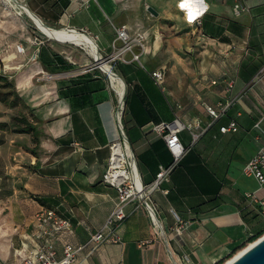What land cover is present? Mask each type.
<instances>
[{"label": "crops", "instance_id": "0c3cea01", "mask_svg": "<svg viewBox=\"0 0 264 264\" xmlns=\"http://www.w3.org/2000/svg\"><path fill=\"white\" fill-rule=\"evenodd\" d=\"M19 1L43 24L91 37L108 58L125 85L121 123L144 183L173 162L154 124L198 120L200 135L193 142L189 130L180 132L185 153L150 193L162 232L143 204L132 202L115 226L120 242L90 243L117 200L116 189L102 181L109 145L121 138L115 89L90 52L78 49L84 46L48 37L34 45L43 33L27 15L16 17L14 30L0 25V73L33 117L36 136L33 144V134L19 130L10 141L37 150L17 143L19 155L7 163L17 186L0 209V264L27 256L21 241L42 206L68 216L73 226L66 239L86 245L75 264H215L264 228L244 197L258 183L242 172L264 144V0ZM237 4L244 9L235 11ZM196 17L201 24L192 26ZM121 24L140 38L132 51L121 49ZM155 69L164 73L161 83L151 75ZM226 101L213 118L207 107L218 110ZM230 120L237 130L220 132Z\"/></svg>", "mask_w": 264, "mask_h": 264}, {"label": "built area", "instance_id": "2783aa9c", "mask_svg": "<svg viewBox=\"0 0 264 264\" xmlns=\"http://www.w3.org/2000/svg\"><path fill=\"white\" fill-rule=\"evenodd\" d=\"M244 7L237 4L235 11L243 10ZM190 24L199 26L201 21L199 17L194 18ZM73 30V29H70ZM117 39L121 41V49L123 51H132L133 40L139 42L140 38H132L129 36L125 24H121L116 28ZM42 40L34 38L33 43L39 45ZM113 47L115 44L113 43ZM132 57L138 59L139 53H133ZM100 60L107 62L108 58L100 54ZM95 61V59H94ZM110 71L112 72L111 68ZM163 71L155 69L151 72L153 79L157 83H161L163 79ZM213 83L216 81H212ZM233 86V80L226 81V91H230ZM115 93L117 94L116 90ZM125 94V93H124ZM118 96V95H117ZM124 96V95H123ZM118 97V105L116 109V119L120 131L121 138L113 141L109 145V157L106 169L102 174V181L117 191V200L106 220L105 224L95 232L90 234V243L100 244L104 241L120 242L121 237L115 230L121 221L127 215L126 207L132 202H140L148 211L153 225L158 232H162L160 223L155 217L154 208L150 201V193L158 187L162 180H168L171 170L185 153V146L181 142L180 132L184 129L189 130L191 138L194 141L199 137L200 132L199 121L194 120L191 123L182 122L178 117L170 122L161 121L153 125V129L162 134L166 145L173 156V162L168 166H160L154 179L150 183H144L139 174L136 159L132 149L126 146L127 138L123 131L121 118L124 110V97ZM218 110L207 107V110L213 118H219L230 102L219 104ZM120 113V116L118 115ZM237 123L230 120L227 125L219 127L220 132L236 131ZM123 139V140H122ZM119 142L121 144L120 153L114 152V146ZM128 142V141H127ZM243 174L252 176L258 183L257 189L244 193L249 206L260 217L264 218V144L254 153L245 163L242 169ZM30 229L23 236L21 241L22 248L27 251V256L23 258L20 264H75L78 253L85 248V244H74L66 239L71 233L73 223L71 219L62 214L57 208L52 206H42L32 216ZM176 232L180 231V227H174Z\"/></svg>", "mask_w": 264, "mask_h": 264}, {"label": "rangeland", "instance_id": "374dc122", "mask_svg": "<svg viewBox=\"0 0 264 264\" xmlns=\"http://www.w3.org/2000/svg\"><path fill=\"white\" fill-rule=\"evenodd\" d=\"M25 15L26 14H23V13L18 14L16 12L15 7L10 5L5 0H0V25H5V24L6 25L8 24V26L12 25V30H14V29H16L15 25H14V23H15L14 21H18L17 18L22 19ZM31 29L35 30L36 28L32 27ZM32 35L35 36L36 33H33ZM37 35L38 36H35V37L38 38L39 40L46 39V36L43 34L42 35L37 34ZM34 38L32 39V43H33ZM17 47H20V46L17 45ZM78 49H80V51H82V52L89 53V50L85 47H83V48L78 47ZM99 53H100V51H99ZM92 61H93V59H92ZM2 70H3V67H2ZM115 95H116L117 100H118V96L116 93H115ZM1 96H5L6 99L8 100V103H9V104H4L3 102L0 101V122H6L8 125L6 129H0V209L3 210V207L5 206V204H4L5 199L9 196V194H11L14 187L17 186L16 182H13V181L11 182L8 179L9 171L7 169H9V166L7 163L9 161V158H12L11 163L12 162L15 163L16 156L19 155V154L16 155V153H15L16 150H14L15 148H17L16 147L17 143H18V145L22 146V150L34 151L36 148H32L31 144L32 143L34 144L36 141H34V139L31 138L32 143L29 145L22 143L23 141H10V137L16 135L17 131L21 130L24 126V124L19 123V122L23 118L27 119V121L30 122L33 119V117L29 114V112L27 111L25 106L21 103V101L16 96V94L14 92V87L11 83L9 85L0 87V97ZM117 105H118V103H117ZM121 120H122V118H121ZM32 122H33V120L30 123H32ZM20 149H21V147L18 148V150H20ZM35 152H37V150H35L32 153H35ZM12 169H14V168H12ZM12 177L14 178L15 175L12 174ZM11 183H14V184L11 185ZM17 183L19 184L20 182L18 181ZM27 197H29V196L27 195ZM8 209L9 208L5 209L6 211H4V212L6 213V212L10 211ZM260 221L262 224H264V218L263 217L260 218ZM262 234H264V228H262V230L257 233V235H259V236H261ZM11 242H13V244L16 245L18 242H20V240L16 237V238H13L11 240ZM250 242H252V241L247 240L242 246L238 247L237 249L232 251L230 254L223 257L220 261L216 262L215 264L224 263L226 259H228L232 255H234L238 250L242 249L243 247H245Z\"/></svg>", "mask_w": 264, "mask_h": 264}, {"label": "bare ground", "instance_id": "6f19581e", "mask_svg": "<svg viewBox=\"0 0 264 264\" xmlns=\"http://www.w3.org/2000/svg\"><path fill=\"white\" fill-rule=\"evenodd\" d=\"M5 1L8 2L10 5H12L13 7H15L16 12L18 14H22V13L26 14L46 37L60 42H69L86 47L89 50L90 54L92 55L93 59L97 60L98 67L108 74L110 78V82L112 83L114 89L116 90L119 99L122 98V96L125 93V85L123 80L119 78L117 75H113V73L110 71V66L107 64V62L100 60V53L98 51L97 45L91 37L65 28L49 27L43 24L37 17L33 16L27 10L26 6L19 0H5ZM17 49L21 50L20 47H17ZM118 115L120 116V113ZM125 143L126 146L129 147L128 142L126 140ZM120 151H121V144L117 142L116 145L114 146V152L120 153ZM251 243L252 242L248 243L245 247L238 250L234 255L226 259L225 262L222 264H227L230 261H232V259H234Z\"/></svg>", "mask_w": 264, "mask_h": 264}, {"label": "water", "instance_id": "95a60500", "mask_svg": "<svg viewBox=\"0 0 264 264\" xmlns=\"http://www.w3.org/2000/svg\"><path fill=\"white\" fill-rule=\"evenodd\" d=\"M148 10L156 14L152 8H149ZM94 62L98 65L96 59ZM112 73L115 75L114 72ZM227 264H264V234L253 240L249 246Z\"/></svg>", "mask_w": 264, "mask_h": 264}, {"label": "trees", "instance_id": "16d2710c", "mask_svg": "<svg viewBox=\"0 0 264 264\" xmlns=\"http://www.w3.org/2000/svg\"><path fill=\"white\" fill-rule=\"evenodd\" d=\"M1 64V62H0ZM10 82L8 81V79L6 78V76L2 75L0 73V87L1 86H6L9 85ZM0 101L3 102L4 104H9L8 100L6 99L5 96H1L0 97ZM19 123L24 124L23 128L20 130V132H31L33 134L34 140H36V136L35 134V128L27 121V119H22ZM7 123L6 122H0V129H6L7 128ZM175 167V166H174ZM173 167V168H174ZM172 171V170H171ZM259 235H253L252 237H250L249 241H253L255 240Z\"/></svg>", "mask_w": 264, "mask_h": 264}, {"label": "clouds", "instance_id": "9594fccd", "mask_svg": "<svg viewBox=\"0 0 264 264\" xmlns=\"http://www.w3.org/2000/svg\"><path fill=\"white\" fill-rule=\"evenodd\" d=\"M200 3L203 4V0H200ZM182 4L184 5V7H181ZM182 4L179 5L181 7V9H184V8L188 7L187 4H184V3H182ZM204 8L206 9V5H204ZM190 17L192 18V14L191 13H189V19H190Z\"/></svg>", "mask_w": 264, "mask_h": 264}, {"label": "snow or ice", "instance_id": "6c2138e0", "mask_svg": "<svg viewBox=\"0 0 264 264\" xmlns=\"http://www.w3.org/2000/svg\"><path fill=\"white\" fill-rule=\"evenodd\" d=\"M181 7H184V5L182 4ZM190 19H191V17H190Z\"/></svg>", "mask_w": 264, "mask_h": 264}]
</instances>
